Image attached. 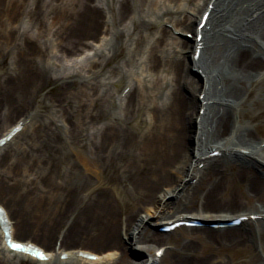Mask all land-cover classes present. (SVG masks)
Instances as JSON below:
<instances>
[{
  "label": "bare ground",
  "instance_id": "bare-ground-1",
  "mask_svg": "<svg viewBox=\"0 0 264 264\" xmlns=\"http://www.w3.org/2000/svg\"><path fill=\"white\" fill-rule=\"evenodd\" d=\"M57 1H45L50 4L53 38L61 37V25L56 29V23L62 21L67 23L62 27L69 31L70 41L56 51L51 40L50 46L42 41L49 34L45 21L37 18L38 10L27 16L21 6L12 5L14 14L7 20L8 6H0V61H5L4 45L13 50L12 74L7 84H0L6 122L30 104L42 110L23 113L16 124L0 131L2 137L18 124L24 126L22 133L33 128L28 157L13 161L4 154L0 161V196L9 204L0 203V207L10 222L12 241L35 245L16 239L19 231L27 230L50 247L47 239L56 230L60 248L56 249L57 244L49 250L38 246L50 258L40 262L9 250L0 227V264L23 260L111 264L117 258L115 249L123 247L118 235L139 244L145 256L137 264H157L156 256L147 252L160 234L140 237L139 232L146 226L161 227L174 221L159 219L178 212V201L186 210L188 201L184 200L195 194L207 169L213 170L215 181L191 219L230 221L208 215L209 210L229 204L217 198L222 178L229 176L259 206L257 213L242 216H259L252 222L263 221L262 227L243 231L240 237L238 229H245L247 222L239 228L186 230L200 237L218 233L220 243L229 244L262 235L264 146L257 143L251 118L252 108L264 102V0H63L62 7ZM210 5V29L203 31L202 54L194 60L198 22ZM22 18L41 26L32 33L20 26ZM7 22L8 29H4ZM102 33L105 36L100 37ZM121 54L124 58L110 65ZM137 66L140 77H149L147 84L134 81L129 74V68ZM123 80L125 87L118 93ZM129 88L123 97L121 93ZM47 107L48 120L41 118ZM65 115L71 118V127L63 134ZM216 151L222 152L229 166L208 157ZM201 164L205 167L200 169ZM82 171L98 181L111 173L145 208V215L133 210L122 215L102 192L72 220L71 208L79 195L96 184ZM29 176L39 177L34 182L39 188L31 187ZM12 211L20 212L14 225ZM71 240L96 245L97 254L88 252L96 259L84 257L86 252L79 247L65 250ZM64 254L67 260L62 259ZM249 256L251 264H264L255 253Z\"/></svg>",
  "mask_w": 264,
  "mask_h": 264
},
{
  "label": "rangeland",
  "instance_id": "rangeland-1",
  "mask_svg": "<svg viewBox=\"0 0 264 264\" xmlns=\"http://www.w3.org/2000/svg\"><path fill=\"white\" fill-rule=\"evenodd\" d=\"M9 1L10 0H0L1 4L0 6H3L7 8L5 12V16L7 15L9 20V15L13 12L14 14V9H12V5H19L21 6L22 12L25 13L27 16L33 15V12L35 10H38V16L39 21L44 20L46 23L45 26V31L49 36L45 38L44 41L50 46V40L53 42V49L56 51L57 47L59 46L62 47L64 44H68L69 37V31H66V27H62L63 25H66L64 22L60 21L56 23V29L58 28V24H60L61 28V37L59 36L58 38L54 37L53 38V31H52V22H51V16H49L50 12V4L45 3L46 0H19V3L15 4H10L9 6ZM63 0H58L57 3L60 4V7H62ZM65 4V2H64ZM11 14V15H13ZM32 19V18H31ZM20 26H26L32 33H36V30L38 27L41 25H37L34 21H31L30 18H23L20 19ZM13 21V20H12ZM14 23V21H13ZM28 24V26L26 25ZM8 22L4 24V29H8ZM16 26V25H15ZM64 29L65 31H63ZM154 33V32H153ZM187 34H192V33H187ZM105 36V34H101L100 37ZM109 37V36H108ZM56 38V39H55ZM170 41V39L168 40ZM62 42V43H61ZM88 42H93L92 40H89ZM93 44H97L96 41L93 42ZM8 46V45H7ZM6 45L3 46L2 52L5 57V61H0V84L5 85L7 84L9 80V75L12 74L13 70V65L11 62V59L13 58V50L12 48H7ZM123 54L117 56L116 59L112 60L111 64L112 66H115L122 60ZM47 64L48 59H47ZM129 74L133 77L134 81L140 79V82L142 84H147L148 79H145V74L142 75V77L139 76L141 70L138 69L137 67H130L129 68ZM145 79V80H144ZM139 83V81H138ZM137 83V85H138ZM125 87V81L121 82L119 84V91H121ZM46 90L42 92V96H45ZM0 106V131L4 130L7 126H13L14 124L17 123V118L23 113L28 112L34 113L37 110L42 111L41 109H36L38 106L36 103L35 104H30L28 109L26 107L20 112L18 115L15 114L14 116L11 117V120L7 121V118L5 117L7 114L5 113V106L6 104L3 103ZM253 117L251 118L252 125L255 127L257 130L256 132V138H257V143H262L264 146V102L258 104V106L253 107ZM32 110V111H31ZM50 108H45L43 110V113L41 118L47 119L51 114H49ZM58 110V109H56ZM30 111V112H29ZM54 112V108L52 113ZM71 115L74 116L76 112L71 109ZM61 116V113H59ZM6 119V120H5ZM61 121L63 122V126L65 128L63 129V134L65 132L67 133L70 130L71 127V118L68 116L62 117ZM7 123V124H6ZM61 124V122H60ZM33 131V128H31L29 131L21 133L18 135L16 139L12 142L11 146L7 145L4 150L2 151V154L0 155V161L3 157V155H7L10 157L11 160H23L28 157V152H27V143L30 137L31 132ZM1 133V132H0ZM218 164H223L226 166V160L223 159L222 157L220 158H215L214 159ZM1 164V163H0ZM233 168L235 167V164H230ZM206 173L202 177V182L196 187L195 194L193 196H190L188 200V208L186 210H182V204L177 205L179 207V211H173L170 214L165 215L159 221L164 222L165 220L168 219H176V217L179 215V212H184L183 217L186 218H191L190 214H193L194 212H197L199 207L202 204V198L205 196L207 191L211 188L213 182L215 181L214 177V172L213 170L207 169ZM82 175H86L89 177V179L95 184V187H93L90 190H86L85 192L81 193L79 195V199H77V204L74 203V207L71 208V218H77V215L86 209L88 203L93 204L95 201V198L99 197V193L106 192L107 195H109L112 203L114 204V210L117 212L121 213L122 215L127 214L128 210H133L136 213H139L140 215H145V208L143 209V206L141 204H138L134 197L128 193L126 190H124L120 184L115 181L113 175L111 173H106L104 174V178L98 181L97 177L94 175H90L86 171H82ZM228 177V178H227ZM223 177L222 178V183L220 190H218V196L217 198L224 202H227L229 204L226 205L225 208H222L221 210H217L215 208L209 210L208 215L211 216H219V217H214L217 219H222L226 218L228 220H231L233 218H237L238 216H242V214H252V213H257L259 206L256 202V199L254 197H249L248 196V190L243 186L238 184L237 180L235 178H229V176ZM38 176H29L28 181L31 183V187L35 188L39 186H36L34 182L39 181ZM58 179V178H57ZM59 181V180H57ZM221 181V180H220ZM193 185H196V183H192ZM35 190V189H34ZM0 196V203H2L3 206L7 207L9 206L8 199L3 200ZM174 200L177 201V199ZM182 200V201H183ZM190 202V203H189ZM205 202V201H204ZM209 203L212 201H208ZM78 206V207H77ZM72 207V205H71ZM16 208V207H15ZM13 209V208H12ZM14 212V211H12ZM17 215H20V212H14V215L12 216V221L13 225L16 223L17 220ZM82 215V214H80ZM18 219V218H17ZM71 220V219H70ZM248 225L245 226V229H238L239 231L237 232V236L240 237L243 231L248 232L250 228L253 229H259L262 227V222H247ZM206 227L209 228V226L205 225ZM157 226H146L145 230H142L139 232L138 236L143 237L146 235H155V234H160L159 237H156L153 239L152 243L150 244V248L148 250V255L151 257H155L156 254V248H166V252L163 257L157 258L158 262L157 264H251L250 254H256L258 255L259 259L264 260V232L262 235H253L254 237L251 239H247L238 243L234 244H229V243H220L219 238L221 237L220 234L214 233V234H209L205 235L204 237H200L198 235L193 236L186 228H180L178 231H175L174 233L171 234H163L162 232L158 231ZM204 228V226H203ZM57 231L54 230L51 232L49 235V238L47 239L48 243L50 244V247L45 245L43 240H41L35 232L23 230L19 231L18 234L15 236L16 239L18 240H29L30 242L34 243L35 245L39 247H43L45 250H49L52 245L58 244L59 239L57 240ZM117 239L123 243V247L115 249V252L117 253V258L114 259L111 264H137L145 254L139 250V244L136 242L131 243L128 241L127 236L125 237L124 235H118ZM221 239V238H220ZM57 246V245H56ZM79 247V248H78ZM59 248V244H58ZM69 248H78V250H82L86 253L90 252L92 254H97L98 252V247L94 244L91 243H84L82 241L76 242V241H69L68 246L65 248V250H68ZM64 251V250H63ZM264 263V261H263ZM21 264H36L34 262H30L28 260H23ZM65 264H74L71 262H66Z\"/></svg>",
  "mask_w": 264,
  "mask_h": 264
},
{
  "label": "snow or ice",
  "instance_id": "snow-or-ice-1",
  "mask_svg": "<svg viewBox=\"0 0 264 264\" xmlns=\"http://www.w3.org/2000/svg\"><path fill=\"white\" fill-rule=\"evenodd\" d=\"M0 211H2V209H0ZM12 246L14 248H17V249H23L25 247V245H23V244H13ZM37 256H39L42 259H47L48 258L42 252H37Z\"/></svg>",
  "mask_w": 264,
  "mask_h": 264
}]
</instances>
